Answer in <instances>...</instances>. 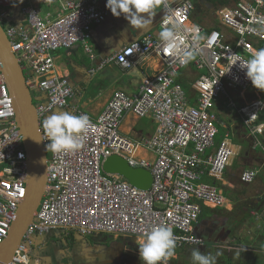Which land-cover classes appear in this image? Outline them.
Here are the masks:
<instances>
[{"label": "built area", "instance_id": "2783aa9c", "mask_svg": "<svg viewBox=\"0 0 264 264\" xmlns=\"http://www.w3.org/2000/svg\"><path fill=\"white\" fill-rule=\"evenodd\" d=\"M61 1L62 8L56 16L49 13L41 16L35 5L25 2L21 6L25 26H21L7 16L12 0H0V24L25 71L31 96L36 99L43 142L49 154L44 193L34 220L26 227L9 264H28L34 235L53 228H70L83 235L102 232L142 239L152 227L166 224L173 228L175 248L203 246L204 240L194 231L202 205L221 208L227 203L222 190L203 178L220 181L232 156L227 135L216 145L214 142L218 133L216 100L225 97L250 133H261L264 127L256 123L264 100L238 106L230 97L231 91L244 90L251 84L239 62L231 63L234 55L249 59L237 48L251 56L257 50L253 40L264 41V0H239L216 10L221 23L236 33L234 46L224 42L216 28L206 31L192 21V0L175 3L167 0L159 24L162 27L166 15L175 16L181 25L179 48L168 49L151 34L120 48L109 59L120 67L132 68L140 57L155 54L162 69L152 78H145L136 93L115 90L94 117L74 107L73 115L87 114L91 121L82 133L83 145L74 152H52L46 148L49 141L43 120L54 108L67 106L74 94L67 78L55 72L54 52L78 43L90 52L92 25L107 16L102 0ZM192 26L205 37L199 45L190 38L183 39V30ZM185 49H198L195 62L206 69L193 83L197 93L194 104L175 79L176 73L189 64L182 63ZM127 112L150 116L156 123L154 133L140 142L123 135L120 124ZM140 148L151 152L153 158L138 156ZM209 149L213 151L207 152ZM111 155L124 158L131 167L149 170L150 187L142 190L119 174L105 172L103 162ZM26 168L13 99L0 72V245L26 195ZM256 173L244 170L240 180L250 183ZM197 240L200 242L196 243Z\"/></svg>", "mask_w": 264, "mask_h": 264}, {"label": "crops", "instance_id": "0c3cea01", "mask_svg": "<svg viewBox=\"0 0 264 264\" xmlns=\"http://www.w3.org/2000/svg\"><path fill=\"white\" fill-rule=\"evenodd\" d=\"M54 1L58 2L56 8L46 11V14L56 16L62 8L61 0H12L7 16L12 22L19 24L24 19L21 6L25 2H30L38 8L43 2L48 5V2L55 3ZM170 1L175 3L178 0ZM192 2L194 4L192 21L201 24L206 31L216 28L222 33L223 41L234 46L237 35L231 28L221 23L216 10L221 6H230L236 2L231 1L225 5H220L217 0H192ZM101 4L102 8L106 10L107 16L104 21L92 25L88 41L91 51L87 52L84 46L78 43L71 48H60L54 52L55 72L59 76L67 78L74 94L68 100L67 106L55 108L50 114L53 111L73 112L74 107H77L94 117L101 112L115 90H122L129 94L136 93L145 78H152L162 69V62L155 54L140 57L136 65L129 69L122 68L109 59L120 48L145 35L151 34L155 38H159L162 28L159 22L164 14L163 6L157 9V14L150 25L138 30L124 18L123 14L119 17L114 16L106 7V0H102ZM259 42L261 41L257 39L252 42L257 50ZM237 51L250 58V55L242 49L237 48ZM195 59L196 57L175 75V79L183 86L192 104L195 103L197 97L193 83L206 72L205 68L197 66ZM58 60L62 61L61 65L57 62ZM248 87L241 91H231L230 97L236 105H245L259 99L264 100V91L255 88L252 84ZM41 96L45 98L43 93ZM214 111L217 116L218 132L222 126L225 128V136H231L236 140L234 145L229 141L232 145V156L221 180H217L223 186L219 188L221 190L226 188V191H231L235 198L238 196L240 199L237 198L235 202L226 197L227 203L224 207L212 208L208 206L210 209L206 215L202 216L201 220L198 219L197 224L201 222L198 228L204 238L202 251L206 253L209 247L215 249L220 246L233 247L241 252L255 251L258 248L256 244L261 243L259 230L264 228V127L261 133H250L237 114L236 108L230 106L223 96L216 100ZM256 123L264 124V108L259 110ZM155 129L156 123L150 116L139 117L132 112H127L120 124L121 133L137 142H140L144 137L151 136ZM212 151L213 149L207 150L209 153ZM138 152L140 154L138 156L153 158V154L144 148H140ZM233 156H238L240 161L238 166L232 169L230 166L234 163ZM249 169L255 170L256 176L252 182L244 183L240 180V174ZM203 179L206 182L212 180L206 176ZM242 202H247L248 206H257V209H251L255 225L248 219L246 221L238 220V224H236L230 217L229 212L233 210L232 205L236 207L235 205ZM246 209L247 207H245ZM63 229L62 231L52 230L42 237L34 238L28 264H143L138 251V242L141 239L136 238V240L129 241L125 239V236L109 233L83 235L70 228ZM252 232L254 238L251 244L253 245L237 243L238 234L242 233L245 236L243 238L248 236L250 241ZM194 248L196 246H188L186 249ZM189 250L183 254L192 252ZM230 251L228 250V252ZM178 257L181 255L179 256L175 252L174 258L178 260ZM174 258H170V260Z\"/></svg>", "mask_w": 264, "mask_h": 264}, {"label": "clouds", "instance_id": "9594fccd", "mask_svg": "<svg viewBox=\"0 0 264 264\" xmlns=\"http://www.w3.org/2000/svg\"><path fill=\"white\" fill-rule=\"evenodd\" d=\"M162 6L167 7V0H106V7L114 16L119 17L123 14L124 18L138 30L150 25L157 14V9ZM161 24L159 39L168 49L176 51L182 42L179 34L181 25L172 14L166 15ZM188 38L196 45L205 40L195 26L183 30V39ZM197 51L198 49H185L182 52V63L187 64L192 61ZM237 62L242 70H246L245 75L251 84L264 91V48L252 51L247 60L234 55L231 65ZM90 125L91 121L87 114L73 115L70 111H53L43 120L44 133L49 141L46 148L52 152H74L80 149L84 142L82 133L86 132ZM138 245L139 258L143 264H161V262L167 264V261L175 256L176 238L173 228L166 224L154 226L143 235ZM220 255V252L215 255L205 254L198 248L193 249L191 253L193 264H217Z\"/></svg>", "mask_w": 264, "mask_h": 264}, {"label": "water", "instance_id": "95a60500", "mask_svg": "<svg viewBox=\"0 0 264 264\" xmlns=\"http://www.w3.org/2000/svg\"><path fill=\"white\" fill-rule=\"evenodd\" d=\"M25 17L17 25L25 26ZM12 22V20H11ZM0 72L13 99L15 108V120L22 135V147L26 154V195L20 203L16 217L8 231L7 237L0 245V264H9L15 248L20 243L26 227L34 220V214L41 201L46 185L47 154L40 129L36 104L25 82V71L11 49L10 41L0 24ZM55 109V108H54ZM53 109V110H54ZM50 114L47 113L46 116ZM45 116V117H46ZM107 173L121 175L134 187L146 190L152 183V174L149 170L141 167H131L127 161L117 155L107 157L102 165ZM199 224L195 225V234L203 236L199 231ZM52 230H64L53 228L42 234L34 235L42 237ZM124 237V236H123ZM126 240H136L135 236H125ZM32 248V243L30 244ZM31 253V252H30Z\"/></svg>", "mask_w": 264, "mask_h": 264}, {"label": "trees", "instance_id": "16d2710c", "mask_svg": "<svg viewBox=\"0 0 264 264\" xmlns=\"http://www.w3.org/2000/svg\"><path fill=\"white\" fill-rule=\"evenodd\" d=\"M237 2L239 0H217V3H219L220 5H225V4H228L229 2ZM257 48L260 49V48H264V41H261L257 44ZM211 183H214L215 185H217L218 187H223L220 182H218L217 180H210ZM224 190H227L226 188H224ZM233 201H237V198H239L238 196L235 198V196H231L230 197ZM240 199V198H239ZM236 207L233 208L232 211H230V217L234 220V222L236 224H238V220L240 221H246L247 219L250 220V221H253L254 222V225H255V220H254V217L251 215V209H257V206H248V203L247 202H242V203H238L237 205H235ZM245 207H247V209L245 210ZM202 209H210L208 206L206 205H202ZM203 210H202V213H203ZM233 212H239V214H236L237 217L235 216V214H232ZM201 213V214H202ZM234 216V217H233ZM201 217L202 215H200V220H201ZM235 230V227L233 229V232ZM259 236H260V239H261V243L258 244V252H255V251H251V252H241L239 251L238 254H237V257L236 258H232V254L228 255V254H221L218 258H217V264H263L264 263V228L259 230ZM239 235V238H237V243L239 244H245V243H248V236H246V238H243L245 236L241 235V234H238ZM207 242V241H205ZM252 243V242H251ZM250 243V244H251ZM253 245V244H251ZM204 246V245H203ZM203 246L202 247H196L198 248L202 253H205V251H202L203 250ZM209 247V245L207 246V248ZM187 247H183V248H175V252L178 253V255H182L183 253H185V251H188L189 249H186ZM194 248V249H196ZM256 249V247H255ZM219 249H217L215 247V249H211L210 247L208 248V250L206 251L205 254L207 253H211L213 255H215V252H220V251H217ZM192 253V252H191ZM253 255H256V256H253ZM253 256V257H252ZM185 261V260H184ZM167 264H180L179 261L174 258L172 260H169L167 262Z\"/></svg>", "mask_w": 264, "mask_h": 264}, {"label": "rangeland", "instance_id": "374dc122", "mask_svg": "<svg viewBox=\"0 0 264 264\" xmlns=\"http://www.w3.org/2000/svg\"><path fill=\"white\" fill-rule=\"evenodd\" d=\"M55 3H53V2H48V5H46V4H44V3H46V2H43V3H41L40 4V6L38 7V9H39V14L41 15V16H45V14H46V11H48V10H50V11H52V10H54L55 8H56V4H58V2H56V1H54ZM59 64L62 62L61 60H58L57 61ZM56 62V63H57ZM62 64V63H61ZM60 64V65H61ZM63 64H66V63H63ZM248 88H250V87H248ZM34 100L36 101V99L34 98ZM222 138H225V128H223L222 126H220V128H219V132H218V134L216 135V137H215V139H214V142H215V144L216 143H219L220 142V140L222 139ZM228 139H229V141L234 145L235 144V139L233 138V137H231V136H228ZM47 155H49V154H47ZM233 158H235L234 159V163H232L231 164V166H230V168H235V167H237L238 166V164H239V161H240V159H239V157L238 156H233ZM231 160V159H230ZM230 160H229V162H230ZM227 171V170H226ZM222 192H223V194H224V196L225 197H227L229 200H232L230 197L232 196V192L230 191V192H228V191H226V190H222ZM232 208H234L233 207V205H232ZM208 212V209H205L204 211H203V213L202 214H200V215H202V216H204V215H206V213ZM232 214H235V216L237 217V215L236 214H239V212H233ZM200 217V216H199ZM234 217V216H233ZM241 235H243L242 233H240ZM253 232H252V235L250 236V241H248V243H245L244 245H249L250 243H251V241L253 240ZM253 242V241H252ZM256 245H258V244H256ZM217 249H220L219 251H220V253L223 255V254H228V255H230V254H232V258L234 257V258H236L237 257V249L235 248V249H233V247H226V246H224V247H222V246H220L219 248H217ZM193 249H191V250H189V251H192ZM228 250H231L230 252H228ZM252 251V250H251ZM239 252V251H238ZM255 252H258L257 250H255ZM187 254L185 255V254H183V255H181V257H178V261H179V263L180 264H193V261H192V257H191V255H190V253L191 252H186ZM217 252H215V254H216ZM189 254V255H188ZM253 256H256V255H253ZM252 256V257H253ZM188 258V259H187ZM189 259H191V260H189ZM185 260V261H184ZM264 264V263H263Z\"/></svg>", "mask_w": 264, "mask_h": 264}, {"label": "bare ground", "instance_id": "6f19581e", "mask_svg": "<svg viewBox=\"0 0 264 264\" xmlns=\"http://www.w3.org/2000/svg\"><path fill=\"white\" fill-rule=\"evenodd\" d=\"M231 204V203H230Z\"/></svg>", "mask_w": 264, "mask_h": 264}]
</instances>
